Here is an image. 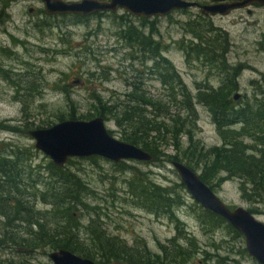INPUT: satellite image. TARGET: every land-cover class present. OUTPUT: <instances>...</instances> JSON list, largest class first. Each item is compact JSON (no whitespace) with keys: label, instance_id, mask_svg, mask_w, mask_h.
<instances>
[{"label":"trees","instance_id":"trees-1","mask_svg":"<svg viewBox=\"0 0 264 264\" xmlns=\"http://www.w3.org/2000/svg\"><path fill=\"white\" fill-rule=\"evenodd\" d=\"M121 18L117 37L141 53L127 60L142 57L143 63L151 62V73L164 85L167 101L152 100L141 80L127 78L131 90L112 103L96 95L93 97L96 105H92L88 114L72 111L59 116L58 121L113 118L121 127V139L150 152L153 155L150 162L164 158L183 162L196 171L199 168L201 179L214 191L224 181L236 179L243 198L254 205L264 203V80L252 81L253 94L236 100L241 69L228 64L227 37L209 20H189L184 23L185 33L179 48L188 62L198 61L209 73L216 70L221 77L219 86L199 85L194 93L154 38L155 22L139 17L143 23L138 28L129 13ZM148 29L150 34L145 32ZM143 73L139 71L137 77L142 78ZM199 104L210 112L221 144L207 147L197 138ZM26 122L30 124L29 120ZM0 128L9 127L4 124ZM166 146H172L176 153H167ZM33 153V149L12 145L0 149V246H6L13 254L6 260L0 256V264H28L34 253L43 251L48 255L58 249L108 264H190L200 252L198 241L177 215V209L186 205L187 192L182 182L162 185L127 161L114 162L118 170L133 173L126 180L124 202L176 224L174 237L160 243L158 251H152L146 244L130 245L109 230L106 206L94 203L97 194L82 178V167L76 165V159H69L63 167L52 160L46 166L34 165L30 161ZM88 158L95 160L98 156ZM195 205L205 230L226 229L236 238L243 237L223 217L198 203ZM254 205L249 208L251 212ZM234 247L235 244L218 264H241L233 257ZM238 253L248 255L245 247Z\"/></svg>","mask_w":264,"mask_h":264},{"label":"rangeland","instance_id":"rangeland-1","mask_svg":"<svg viewBox=\"0 0 264 264\" xmlns=\"http://www.w3.org/2000/svg\"><path fill=\"white\" fill-rule=\"evenodd\" d=\"M30 5L41 6L35 0H20L14 6L5 9L0 7V11L3 9L0 15L3 22L0 24L14 19L23 29V21L36 17L28 12ZM252 10V14L243 9L233 11L229 15H214L209 17L210 19H204L200 16L199 9L192 7L186 12L177 10L167 16H154L149 19L155 22L154 38L160 43L163 54L175 64L194 93L199 85L208 83L219 86L221 77L216 70L209 73L198 61H187L178 45L184 37V23L189 20H209L216 28L225 31L230 47L226 54L228 64L231 67H240L239 92L242 96H250L255 90L252 81L264 80V7H254ZM126 13L129 12L124 9L116 12L106 11L79 23H75V16H56L53 20L55 27H51L45 36L38 30L28 35L25 29L17 32L10 27L15 36L24 41L23 44L15 45L6 33L0 32V45L9 48L11 46L17 53V58H8L0 53V65L3 66L0 68V125L9 127L0 128V149L9 145L33 149V164L46 166L51 159L35 148V140L28 134L29 130L48 128L59 122V116H67L72 111L88 114L93 108L92 105H96L93 99L96 95L112 103L120 95L131 90L126 82L127 78H130L129 81L141 80L147 96L152 100L167 101L164 85L151 73V62L143 63L142 57L134 61L127 60L132 55L140 56L141 53H136L126 46L116 35L120 28L119 20H122L121 16H126ZM129 14L132 22L140 28L143 21ZM256 21L259 22L255 23ZM145 32L150 34L151 29ZM138 70L144 72L141 74L142 78L137 77ZM262 84L264 86V83ZM197 108L200 114L197 138L207 147L221 144L210 112L201 104ZM26 120H29L30 124ZM105 123L107 129L113 131L111 134L122 140L121 127L117 125L116 120L110 118L105 120ZM187 144L186 141L185 145ZM165 149L167 153H176L172 146H166ZM74 159L77 160L76 165L82 167V178L97 194V201L94 203L106 206L105 221L109 230L123 237L130 245L146 244L152 251H158L160 243H166L169 238L174 237L175 222L124 202L126 180L133 176L132 172L120 171L114 162L102 157L95 160ZM127 163L139 171L148 172L149 177L159 184L174 186L181 182L172 162L165 161L164 158L157 162ZM197 172L200 173L201 169L198 168ZM239 184L236 179H228L215 192L231 208H252L254 204L243 198ZM186 192V205L177 209V215L200 246V252L195 254L190 264H218L223 261V257L228 256L234 244L233 257L241 264H258L249 253L247 256L238 253L240 248H246L244 236L236 238L226 229L205 230L196 213L197 202L187 189ZM259 206L261 211L255 215L264 222V203ZM11 255L13 254L6 246H0V256L4 260ZM15 259L20 260L18 257ZM28 264L53 262L49 254L39 251L28 259Z\"/></svg>","mask_w":264,"mask_h":264},{"label":"water","instance_id":"water-1","mask_svg":"<svg viewBox=\"0 0 264 264\" xmlns=\"http://www.w3.org/2000/svg\"><path fill=\"white\" fill-rule=\"evenodd\" d=\"M49 14H77L85 16L99 11L116 12L124 9L136 17L151 18L167 16L173 11L200 7L202 13L228 15L232 10L248 7L254 3L264 6V0H212L213 3L201 4L193 0H43ZM240 92L234 98L238 100ZM41 149L54 164L64 166L69 157L102 156L114 162L153 160V155L141 147L114 137L107 129L105 119L97 116L90 120L67 119L48 128L30 131ZM181 182L193 199L204 209L223 217L245 238L248 253L264 264V222L243 206L231 208L206 183L200 173L185 163L173 161ZM53 264H108L80 256L67 249L49 253Z\"/></svg>","mask_w":264,"mask_h":264},{"label":"flooded vegetation","instance_id":"flooded-vegetation-1","mask_svg":"<svg viewBox=\"0 0 264 264\" xmlns=\"http://www.w3.org/2000/svg\"><path fill=\"white\" fill-rule=\"evenodd\" d=\"M20 0H0V7L3 6V9H5V7H8V6H14L16 4L19 3ZM36 2L39 3V5L41 6H38V7H34V6H29L28 7V12H30V14H32L33 16H36L35 19H30V20H26V21H23L21 24H24V28L26 30V33L28 35L31 34V32H34L35 30H38L40 32H42V34L45 36L47 34V31L50 30V28H54L55 27V22L53 21L54 20V17L56 16H75L77 19L76 20H79V22H83V21H86L88 20L89 18L93 17V16H97L101 13H104L106 11H99V12H96L94 14H91V15H88V16H85L81 13H77V14H49L47 13L46 11V8H45V2L43 0H35ZM67 2H72V1H81V0H65ZM196 1V0H195ZM196 2L198 3H201V4H207V3H213L212 0H197ZM256 8V7H264L258 3H254L248 7H241V8H236L234 10H232L230 13H232L233 11H237V10H243V9H246L247 12L249 14H252L253 13V10L252 8ZM196 8L199 9L200 11V15L204 16V17H212L213 15H210V14H204L202 13L201 11V8L196 6ZM3 9L0 11V15L3 11ZM229 13V14H230ZM228 14V15H229ZM210 19V18H209ZM0 23L3 22V19L0 18ZM259 21H256L255 23H258ZM76 23V22H75ZM10 27H13V29L15 31H19V30H23L19 24L16 22V20L14 19H11L10 22H6L4 24H0V32H4L7 34V36L12 39V41L14 42V44L16 45V43H24V41L20 40L19 38H17V36H15V34L13 33V30L10 29ZM42 50V49H41ZM45 49H43L42 51H44ZM229 50H230V47H229ZM0 53L6 57H10V58H17V53L13 50V48L10 46L7 47V46H2L0 45ZM3 66L0 65V68H2ZM3 72V71H2ZM254 81V80H253ZM238 82H239V78H238ZM240 85V82L238 83ZM252 84V83H251ZM253 86V85H252ZM241 87V86H240ZM239 87V89H240ZM239 92V91H238ZM242 96V95H241ZM262 203V202H258V204L255 205V209L253 208V212H251L249 210V208H247L251 213H253L254 215L258 212L261 211V208L259 206V204ZM263 213V212H262ZM256 216V215H255ZM247 250V249H246ZM256 260V259H255ZM257 261V260H256ZM258 262V261H257ZM258 264H262L260 262H258Z\"/></svg>","mask_w":264,"mask_h":264},{"label":"bare ground","instance_id":"bare-ground-1","mask_svg":"<svg viewBox=\"0 0 264 264\" xmlns=\"http://www.w3.org/2000/svg\"><path fill=\"white\" fill-rule=\"evenodd\" d=\"M188 9V8H187ZM183 10V9H182ZM177 11V10H176ZM174 12V11H173ZM217 15H219V16H225L224 14H217ZM214 16V15H213ZM216 16V15H215ZM2 19V18H1ZM0 21H2V20H0ZM76 23H79L78 21L76 22ZM218 29H220V28H218ZM220 31L222 32V34L223 35H225L226 37H227V44L229 43V38H228V34L225 32V31H223L222 29H220ZM229 45V44H228ZM104 118V117H103ZM41 128V127H40ZM30 131H32V130H29V132H28V134L31 136V137H33L31 134H30ZM34 139V138H33ZM35 140V139H34ZM124 141V140H123ZM125 142H127V141H125ZM129 143V142H128ZM35 148L37 149V150H39V151H42L41 149H38L37 147H36V140H35ZM143 149V148H142ZM43 152V151H42ZM44 153V152H43ZM45 154V153H44ZM46 155V154H45ZM90 157H92V156H90ZM98 157H102V156H98ZM71 158H88V157H77V156H74V157H69V159H71ZM102 158H104V157H102ZM106 159V158H105ZM107 160H109V159H107ZM30 161L32 162V160L30 159ZM69 161V160H68ZM110 161H112V160H110ZM130 161H134V160H130ZM112 162H114V161H112ZM68 163V162H67ZM66 163V164H67ZM65 164V165H66ZM56 165V164H55ZM64 165V166H65ZM59 167H63V166H59ZM175 169V168H174ZM176 170V169H175ZM177 172V171H176ZM178 174V173H177ZM54 251V250H53ZM52 252V251H51ZM50 253V252H49Z\"/></svg>","mask_w":264,"mask_h":264}]
</instances>
